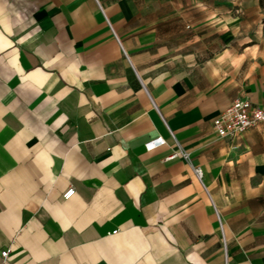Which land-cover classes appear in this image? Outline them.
Here are the masks:
<instances>
[{
  "label": "crops",
  "instance_id": "0c3cea01",
  "mask_svg": "<svg viewBox=\"0 0 264 264\" xmlns=\"http://www.w3.org/2000/svg\"><path fill=\"white\" fill-rule=\"evenodd\" d=\"M235 97L264 106V0H0L5 264H264V120L211 123Z\"/></svg>",
  "mask_w": 264,
  "mask_h": 264
},
{
  "label": "built area",
  "instance_id": "2783aa9c",
  "mask_svg": "<svg viewBox=\"0 0 264 264\" xmlns=\"http://www.w3.org/2000/svg\"><path fill=\"white\" fill-rule=\"evenodd\" d=\"M262 120H264V106L252 104L245 97H235L212 117L211 123L214 131L219 136L231 138L241 133L247 127L255 125ZM170 136L172 137L171 132ZM163 143H165V138L161 135H156L144 141L143 145L146 149H151ZM173 156H179L189 162L187 151L182 149L177 142H174L173 148L166 157ZM190 166L193 173L199 178L201 174L199 165L190 163ZM73 192L74 187L69 184L61 192V198L65 199ZM112 231L114 232L115 229ZM7 251V247L0 249V264H5L4 257Z\"/></svg>",
  "mask_w": 264,
  "mask_h": 264
},
{
  "label": "trees",
  "instance_id": "16d2710c",
  "mask_svg": "<svg viewBox=\"0 0 264 264\" xmlns=\"http://www.w3.org/2000/svg\"><path fill=\"white\" fill-rule=\"evenodd\" d=\"M260 1V3L262 2V0H259Z\"/></svg>",
  "mask_w": 264,
  "mask_h": 264
}]
</instances>
